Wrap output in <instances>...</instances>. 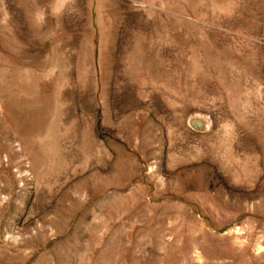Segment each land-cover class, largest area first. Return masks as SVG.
Instances as JSON below:
<instances>
[{
    "label": "rangeland",
    "instance_id": "1",
    "mask_svg": "<svg viewBox=\"0 0 264 264\" xmlns=\"http://www.w3.org/2000/svg\"><path fill=\"white\" fill-rule=\"evenodd\" d=\"M0 264H264V0H0Z\"/></svg>",
    "mask_w": 264,
    "mask_h": 264
}]
</instances>
